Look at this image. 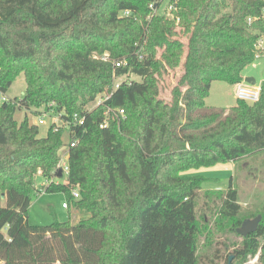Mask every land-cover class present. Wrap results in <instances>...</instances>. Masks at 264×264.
<instances>
[{
	"label": "trees",
	"instance_id": "obj_1",
	"mask_svg": "<svg viewBox=\"0 0 264 264\" xmlns=\"http://www.w3.org/2000/svg\"><path fill=\"white\" fill-rule=\"evenodd\" d=\"M163 1L175 5L178 21L158 12ZM263 7V0H0V91L20 73L25 79L19 106L0 103V264H211L197 253L199 234L210 231L204 215L203 230L199 223L198 198L203 191L202 204L218 202L216 222L227 219L239 235L238 192L231 183L202 190L210 178L182 172L264 149V82L255 103H205L213 81H243L264 33ZM119 60L126 63L115 67ZM114 76L123 77L119 87L86 111ZM50 102L63 119L85 115L69 134L77 142L64 183L51 181L63 128L50 125L40 136L26 116L14 117L18 107L39 114ZM105 105L123 108L124 117L102 128ZM36 173L50 180L45 191L64 192L87 216L30 224ZM258 215L257 229L239 235L226 261L258 253L264 264V210Z\"/></svg>",
	"mask_w": 264,
	"mask_h": 264
},
{
	"label": "rangeland",
	"instance_id": "obj_2",
	"mask_svg": "<svg viewBox=\"0 0 264 264\" xmlns=\"http://www.w3.org/2000/svg\"><path fill=\"white\" fill-rule=\"evenodd\" d=\"M166 3V1H163ZM158 10L159 11H162ZM243 77H253L256 83L264 80V53H261L253 59V61L246 65L242 71ZM177 74L169 76L168 87L165 91V95L168 94V89L175 82ZM123 77L119 78L122 81ZM133 78H136L133 76ZM236 85V84H235ZM25 90L24 75L20 73L12 85L9 87L5 95L9 98L22 97V93ZM99 95L96 100L87 103L85 108L92 110L97 105ZM235 86L232 84L215 80L211 83L209 94L205 99L207 106H216L218 108H225L233 106L236 103ZM37 113L25 108L18 107L14 113L15 119L20 122L26 116L29 123H35L38 119ZM61 123V122H60ZM51 124V118L46 117L43 124H37L39 135L44 136ZM64 148L68 144L70 138L68 131L63 128L61 136ZM184 175L199 174L205 178L215 179L214 181H208L205 185H215L220 189H226L229 183L236 188L238 192V202L241 205L238 217L243 221L246 219H252L262 210H264V149L255 153L243 156L232 162H220L212 166L192 167L182 172ZM66 176L53 177L51 181L55 183H64ZM50 180L45 179L40 173H36L33 177V185L35 187V195L32 197L31 203L28 208L27 218L30 224L34 225H47L54 221H70L71 223L78 222L81 218L87 216V213L83 210L74 208L71 204L68 207H64L62 203L68 202V197L62 191H45L43 186H46ZM78 191L79 189L76 188ZM202 190H205L204 188ZM204 200L203 191H201L197 204V216L199 223L204 229L203 215L207 218V228L210 230L209 237L206 238V229L199 234L197 240L198 250L197 253L201 257L202 263H205L211 259V264H227L226 255L231 252L234 247L240 244L241 237L228 231L227 219H220L217 214L216 208L218 202L214 204L209 203L202 204ZM223 221V222H222ZM221 222V223H220ZM219 225V226H218ZM231 255V254H230ZM206 264V263H205ZM231 264H238L233 261ZM239 264H262L258 261V253L253 257L248 258L247 261Z\"/></svg>",
	"mask_w": 264,
	"mask_h": 264
},
{
	"label": "built area",
	"instance_id": "obj_3",
	"mask_svg": "<svg viewBox=\"0 0 264 264\" xmlns=\"http://www.w3.org/2000/svg\"><path fill=\"white\" fill-rule=\"evenodd\" d=\"M159 1V0H156ZM264 1V0H263ZM150 7H155V5L153 6L152 4H150ZM176 10V7L174 4L172 3H166V5L163 8L162 13L166 12L165 14L173 19L175 18L174 15V11ZM124 15H128L130 14L129 11H124L123 12ZM259 18L264 19V7L262 9V13L259 16ZM176 21L179 20L178 17L175 18ZM248 23L252 22V19L249 17L247 18ZM256 57L258 55H260L261 53H264V33L261 34V36H259L257 38L256 41ZM126 61L125 60H119L114 62V66H120L125 64ZM122 81H119V78L114 76V82L112 83V87L109 91H105L102 94L99 95V99L97 102V105H102L104 104V102L110 98V96L112 95V92L117 89L119 87V85L121 84ZM263 81L259 82V83H255L251 84L248 83L246 81H241L239 83H237L235 85V97L236 99L239 100H243L245 102L248 103H255L259 100L260 98V94L261 91L263 89ZM16 98H9L5 95V93L0 91V103L2 102H13L16 105L19 106L18 102H15ZM89 109H86V111H88ZM64 112L62 111H57L56 110V106L54 102H50L47 105V109L46 110H41L39 115H38V119L36 121V125L37 124H43L45 122V118L46 117H50L51 118V124L53 126L54 130H57L58 128H65L68 131V134H70L72 132V126L73 125H78V124H82L84 119H85V115H79L77 112H74L72 115H69L67 119H63V114ZM124 117V109L123 108H119V107H111L108 105H105V109L103 111V119L101 121V123L99 124L100 127H107L109 124V121L111 120V118H115V117ZM61 122V123H60ZM77 142V139L73 136H71V140H69L68 144H66L64 146L63 149H59V160L58 163L56 165V171H60L61 172V177L62 176H66L68 173V156H69V148L74 146L75 143ZM63 146V145H62ZM61 146V147H62ZM72 196L77 199L79 197V193L78 190L76 188L72 189L71 191ZM64 207H68L67 203H62Z\"/></svg>",
	"mask_w": 264,
	"mask_h": 264
},
{
	"label": "water",
	"instance_id": "obj_4",
	"mask_svg": "<svg viewBox=\"0 0 264 264\" xmlns=\"http://www.w3.org/2000/svg\"><path fill=\"white\" fill-rule=\"evenodd\" d=\"M244 81L254 84L255 79L253 77H245ZM57 176H61V172H57ZM260 221V215L255 216L252 219H246L242 222V224L236 229V232L241 236H246L247 234L254 232L259 224ZM233 255H229L227 264H231Z\"/></svg>",
	"mask_w": 264,
	"mask_h": 264
},
{
	"label": "crops",
	"instance_id": "obj_5",
	"mask_svg": "<svg viewBox=\"0 0 264 264\" xmlns=\"http://www.w3.org/2000/svg\"><path fill=\"white\" fill-rule=\"evenodd\" d=\"M243 77V76H242ZM244 78L245 77H243V81H244ZM233 86H235V85H233ZM211 88V87H210ZM212 106H214V105H212ZM215 179H209V180H207L206 182L208 183V181H214ZM206 182H204V184L206 183ZM215 182V181H214ZM205 189V190H212V189H220L219 187H215V185H202V189Z\"/></svg>",
	"mask_w": 264,
	"mask_h": 264
}]
</instances>
